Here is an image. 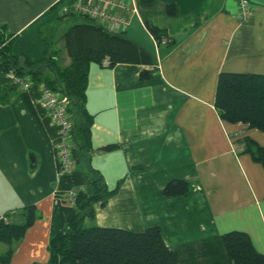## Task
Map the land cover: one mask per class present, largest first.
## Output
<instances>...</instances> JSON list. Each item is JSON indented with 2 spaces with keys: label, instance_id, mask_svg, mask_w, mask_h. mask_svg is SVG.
<instances>
[{
  "label": "crops",
  "instance_id": "1",
  "mask_svg": "<svg viewBox=\"0 0 264 264\" xmlns=\"http://www.w3.org/2000/svg\"><path fill=\"white\" fill-rule=\"evenodd\" d=\"M69 1L0 0V25L13 35L12 53L40 58L42 30ZM121 1L132 10L122 34L136 45L135 60L88 64L84 107L92 117L91 147H117L90 156L114 191L103 204L92 203L86 223L128 231L157 226L168 247L239 230L264 256V169L242 144L245 138L263 145L264 132L224 121L213 108L219 72L264 74V0H248L246 23L237 20L236 0ZM145 22L163 32L159 42ZM60 33L50 40L60 50L58 65L65 66ZM141 71L149 76L140 79ZM11 81L0 73V218L21 222L28 205L34 218L4 264H49V238L74 215L67 195L88 178L60 163L57 130L37 84L22 91ZM172 179L189 182L186 197L160 193Z\"/></svg>",
  "mask_w": 264,
  "mask_h": 264
},
{
  "label": "trees",
  "instance_id": "2",
  "mask_svg": "<svg viewBox=\"0 0 264 264\" xmlns=\"http://www.w3.org/2000/svg\"><path fill=\"white\" fill-rule=\"evenodd\" d=\"M67 15L73 21L58 38L63 41L69 59L65 66L58 65L60 50L51 48L52 41L44 35L41 39L46 49L40 58L30 60L24 55L12 53L13 35L0 25V73L27 77L32 83L42 84L68 100L67 110L72 118L71 170L76 167L88 178L85 187L74 189L71 198L67 197L74 206V215L49 238V264H264V256L253 248L248 236L239 230L224 232L217 239L198 245L168 247L162 241L157 226L128 231L86 223L93 217L92 203L99 201L103 204L114 191L107 189L102 176L91 167L90 156L95 150L108 151L117 147L116 144H106L96 149L91 147L92 117L84 107L88 64H103L106 59L105 66L110 67L118 62L134 61L136 45L122 32H106L85 15ZM62 20L63 17L58 16L56 22ZM144 26L152 38L159 42L163 32L147 22ZM148 76L147 72L139 73L140 79ZM9 86L18 87L13 81ZM213 108L224 121L242 122L264 132V74L219 72ZM242 144L244 151L264 169V144L259 145L245 138ZM188 190L187 180L172 179L160 189V193L179 199L186 197ZM22 211L24 217L21 222L0 218V243L5 245V250L0 253L2 264L10 259L14 245L34 218L32 205L24 206ZM208 244L211 245L209 248Z\"/></svg>",
  "mask_w": 264,
  "mask_h": 264
},
{
  "label": "built area",
  "instance_id": "3",
  "mask_svg": "<svg viewBox=\"0 0 264 264\" xmlns=\"http://www.w3.org/2000/svg\"><path fill=\"white\" fill-rule=\"evenodd\" d=\"M236 3L238 22H248L252 16L251 4L248 0H236ZM131 11L127 3L121 0H72L59 6L58 16L82 14L96 21L106 32L117 34L124 30L128 22L127 12ZM11 77L22 91H26L32 84L27 77L13 75ZM37 87L41 96V105L57 130L58 140L55 149L59 161L64 170L69 171L73 168V159L70 151L72 118L67 110L68 100L42 84H37ZM72 194L73 190L67 197L71 198Z\"/></svg>",
  "mask_w": 264,
  "mask_h": 264
},
{
  "label": "rangeland",
  "instance_id": "4",
  "mask_svg": "<svg viewBox=\"0 0 264 264\" xmlns=\"http://www.w3.org/2000/svg\"><path fill=\"white\" fill-rule=\"evenodd\" d=\"M72 21L66 19V20H62L60 22H52L47 28H44L42 31V35L50 38L51 40H55L58 36V34L63 31V29L71 24ZM56 44V43H55ZM54 47H58V44H56L55 46L52 44L51 48Z\"/></svg>",
  "mask_w": 264,
  "mask_h": 264
}]
</instances>
